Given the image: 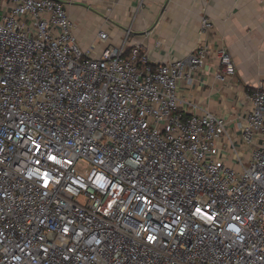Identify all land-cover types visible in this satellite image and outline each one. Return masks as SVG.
I'll use <instances>...</instances> for the list:
<instances>
[{
  "label": "built area",
  "instance_id": "1",
  "mask_svg": "<svg viewBox=\"0 0 264 264\" xmlns=\"http://www.w3.org/2000/svg\"><path fill=\"white\" fill-rule=\"evenodd\" d=\"M206 56L92 57L62 3L0 0V264H264V88L236 171L220 159L225 120L179 109V80Z\"/></svg>",
  "mask_w": 264,
  "mask_h": 264
},
{
  "label": "crops",
  "instance_id": "2",
  "mask_svg": "<svg viewBox=\"0 0 264 264\" xmlns=\"http://www.w3.org/2000/svg\"><path fill=\"white\" fill-rule=\"evenodd\" d=\"M64 5L83 52L97 57L108 44L138 45L153 64L185 58L194 48L207 49L204 65L178 82L181 112H209L225 120L218 140L220 159L235 168L248 161L251 146L242 141L239 124L249 94L264 88V0H56ZM213 27L202 29V20ZM107 40L98 39L99 32ZM226 50L235 74L226 75L216 51ZM220 74L221 78H217Z\"/></svg>",
  "mask_w": 264,
  "mask_h": 264
},
{
  "label": "rangeland",
  "instance_id": "3",
  "mask_svg": "<svg viewBox=\"0 0 264 264\" xmlns=\"http://www.w3.org/2000/svg\"><path fill=\"white\" fill-rule=\"evenodd\" d=\"M235 170H236V171L240 170V166H239V165H236V166H235Z\"/></svg>",
  "mask_w": 264,
  "mask_h": 264
}]
</instances>
